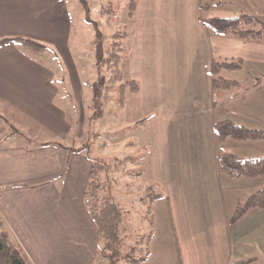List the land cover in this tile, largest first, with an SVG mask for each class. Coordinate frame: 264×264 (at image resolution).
I'll use <instances>...</instances> for the list:
<instances>
[{
    "label": "crops",
    "instance_id": "obj_1",
    "mask_svg": "<svg viewBox=\"0 0 264 264\" xmlns=\"http://www.w3.org/2000/svg\"><path fill=\"white\" fill-rule=\"evenodd\" d=\"M100 1L0 0V39H34L48 61L14 39L0 43V110L33 130L9 127L0 114L6 121L0 125V217L32 264H92L98 255L97 228L84 203L91 158L65 141L82 132L66 104L67 84L83 102L72 16L83 28ZM202 3L209 4L208 17L244 12L264 20V0H136L127 13L122 78L137 89L125 93L123 106L130 103L136 118L146 120V176L164 188V230L172 241L161 244L167 264H259L264 206L229 217L264 185V176L221 172L218 154L264 156V137L218 141L214 123L229 119L264 131V40L214 33L200 17ZM53 50L66 64L61 81L49 61ZM237 58L240 68L219 70L236 84L213 89L212 61Z\"/></svg>",
    "mask_w": 264,
    "mask_h": 264
},
{
    "label": "rangeland",
    "instance_id": "obj_2",
    "mask_svg": "<svg viewBox=\"0 0 264 264\" xmlns=\"http://www.w3.org/2000/svg\"><path fill=\"white\" fill-rule=\"evenodd\" d=\"M128 1H100L103 7L100 6V9L93 7L89 10V17L83 21V28L78 26L76 12H73L72 43L77 50L74 59L77 62L82 80L83 102L79 104L74 100L71 88L67 84L66 89L70 98L66 99V104L68 112L76 120L77 126L82 125V132L77 130L75 137H73L74 140L69 139L65 143L73 147H81L99 162L112 166L100 171L99 181L110 190L114 200L122 207L119 224V263L124 264L123 259L127 252L131 251L133 247H137L133 256L145 257L144 263L152 254L146 264H161L162 262L167 264L160 250L163 242L169 241L172 244L169 233L165 234L164 230L166 220L163 210H165V206L161 203L164 194L162 193L156 199L146 195V191H148L146 186L152 181L149 182L150 179L146 174H136L138 168L146 166L148 159V154L139 155L137 151L140 148L141 150L146 149L148 152V138L142 128L143 123L145 128L146 120L143 122L142 117L136 118V111L128 106L130 103L122 106L117 102L119 81H114L108 87V91L102 84H99L96 87L98 96L96 99L92 96V83L98 80L95 49L93 47L94 40L97 41L96 47L105 48L109 43L106 40L107 32L112 33L114 31L118 34L123 28H126ZM108 18L110 19L108 20ZM88 30L91 32V37H88ZM99 34H105V36L99 37ZM115 36L117 38V35ZM121 38L126 44V37L121 36ZM45 51L48 52L49 47ZM33 54L35 57L48 62L45 59L46 55H43V59L40 52ZM50 55L49 61L55 66L58 81H61L65 76L62 69L64 61L61 62L55 50L50 51ZM123 63L124 61H122L121 66ZM0 114L7 118L9 127L15 125L19 130L33 131L23 120H18V115H12L10 112L1 110ZM5 122L0 119V125L5 124ZM29 137L43 139L42 136H34L32 132H30ZM261 178L260 180H264V177ZM158 188L161 192L164 191L160 184L155 188L156 192ZM147 250L150 251L149 255H146ZM92 264H108V262L98 255ZM172 264H176L175 261Z\"/></svg>",
    "mask_w": 264,
    "mask_h": 264
},
{
    "label": "trees",
    "instance_id": "obj_3",
    "mask_svg": "<svg viewBox=\"0 0 264 264\" xmlns=\"http://www.w3.org/2000/svg\"><path fill=\"white\" fill-rule=\"evenodd\" d=\"M136 0L128 1V14L132 15ZM207 4L201 5V14L203 22L214 33H232L242 39H262L264 40V20L261 18L240 12L235 16H205L204 10ZM117 35V38L116 36ZM126 35V30L123 28L121 33H112V38L105 48L101 46L96 47V66L98 70V80L92 83V96L96 99V87L102 84L108 91L114 81H119V97L117 102L123 106L125 93L127 91H135L137 85L134 80H122L121 63L123 60L126 46L123 43L121 36ZM116 38V39H115ZM6 39H14L26 46L29 50L39 52L45 46L30 38H3L0 43ZM236 69L241 67V59H223L219 61H212V88L224 89L234 84L233 79L225 78L219 75L221 68ZM108 95V94H107ZM92 99V100H94ZM140 121V120H138ZM214 130L218 141H222L226 137H231L235 140L245 139H261L264 137V131L258 128H249L242 124H237L229 119L216 121L214 123ZM72 151H82L81 147H71ZM85 151V150H84ZM86 152V151H85ZM87 153V152H86ZM140 154H148L146 149L138 152ZM91 167L88 173V180L84 189V203L95 224L98 232V255L107 260L108 264H120L119 251V224L122 216V207L114 200L110 190L99 181V173L102 169H107L108 164H104L91 157ZM121 160V159H120ZM123 161V159L121 160ZM219 170L231 176H245V177H260L264 176V156H249L244 157L233 152L222 151L218 154ZM128 172V171H124ZM136 174H149V169L146 166L138 168ZM151 182V181H150ZM157 183L151 182L146 186V195L156 199L162 195L161 190L155 191ZM264 206V185L254 192H252L242 202L238 203L229 220L239 218L246 210L252 207ZM148 243V241H146ZM150 242V241H149ZM102 243V244H101ZM149 245V244H148ZM137 247H133L131 251L127 252L124 257V264H144L145 257H134V252ZM150 251H146L149 255ZM97 255V256H98ZM129 255V256H128ZM246 261L238 260L232 264H238ZM0 264H32L28 256L10 234L6 227L4 220L0 217ZM260 264H264L262 261Z\"/></svg>",
    "mask_w": 264,
    "mask_h": 264
}]
</instances>
